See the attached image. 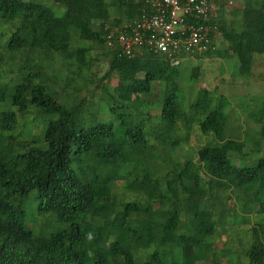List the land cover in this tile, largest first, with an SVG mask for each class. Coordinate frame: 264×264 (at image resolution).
I'll return each mask as SVG.
<instances>
[{
    "label": "trees",
    "instance_id": "1",
    "mask_svg": "<svg viewBox=\"0 0 264 264\" xmlns=\"http://www.w3.org/2000/svg\"><path fill=\"white\" fill-rule=\"evenodd\" d=\"M47 1L54 9L0 0V264H224L229 249L213 242L234 222L227 205L264 214V109L245 115L253 131L235 129L222 95L194 91L198 66L184 90L179 63L107 47L147 0ZM230 4L217 0L209 22L224 50L213 42L202 58L234 57L249 77L253 57H264V0H241L227 21ZM99 62L105 71L91 77ZM39 116L38 138L11 134L16 119ZM184 146L194 158L177 153ZM30 193L62 229H27L16 203ZM241 223L249 239L237 264H264V219Z\"/></svg>",
    "mask_w": 264,
    "mask_h": 264
},
{
    "label": "rangeland",
    "instance_id": "2",
    "mask_svg": "<svg viewBox=\"0 0 264 264\" xmlns=\"http://www.w3.org/2000/svg\"><path fill=\"white\" fill-rule=\"evenodd\" d=\"M46 5L50 6L52 9L54 7L47 0H42ZM241 0H231L229 8L224 14V18L227 21H230L232 17L229 12L233 8H237ZM227 8V7H225ZM215 49L219 52L224 50V44L220 38H215L214 40ZM253 69L251 76L245 77L237 74V64L234 57L229 58H217L212 55L209 58H194L192 60L185 59L179 63L178 69L184 70L180 72L181 86L182 89L188 90L186 87H189L190 82L188 81L189 68L193 66L199 67L198 78L194 83V91H199L207 88L212 91L216 90V94L222 95L224 98L221 101L223 106L224 114H227V121L235 129H250L254 130L252 124H246L244 122V117L247 113L253 108L260 106L264 109V98L261 95L263 89V77H264V57L255 55L253 57ZM106 69V64L99 62L94 64L90 69L89 75L91 77H99L103 74ZM57 70V68H55ZM56 75H61L57 73ZM13 74H8V78H13ZM58 78L60 76H57ZM62 77V76H61ZM60 77V78H61ZM57 83H60L58 80ZM116 84V79L112 78L108 85L110 87ZM91 87V86H90ZM154 89L151 91V99H154V95L157 91L161 90L160 87H157L154 84ZM92 87L90 88V90ZM190 91V90H189ZM141 100L138 98L136 100ZM8 110L7 105H0V113L2 111ZM29 115V117H32ZM24 117L16 119V123L13 125L11 134L18 136V138L23 137V132L31 133L32 137L38 138L43 129V123L41 116L36 117L32 122H29L31 118ZM104 118L107 115H103ZM228 124V126H229ZM8 125V124H7ZM197 142L190 140L189 146L194 147ZM202 143V142H200ZM264 150V149H263ZM181 151V152H180ZM180 151L177 152L179 155L189 154L191 158H194L193 151L186 152V147H181ZM186 152V153H185ZM233 163L237 164L236 161ZM252 164L250 162H247ZM33 193L28 194L25 198L20 199L16 204H19L20 208L23 211V220L28 230L33 235L38 233L48 235L51 232H54L58 229H62L64 225L54 222V213L53 212H40L37 210V200L32 198ZM153 199H156V196H153ZM244 209L241 207H234L232 202L229 203L226 207L227 214L235 213L233 224H226L222 229L217 230L216 236L213 242V247L218 251L224 248L229 249V252L226 256V259L223 261L224 264H237V259L242 260L238 257L241 255V252L244 250V242L248 241L249 234L246 229L248 226L241 223L242 219L245 218L246 222L249 224L259 222L264 219V214H248L243 212ZM150 251V250H149Z\"/></svg>",
    "mask_w": 264,
    "mask_h": 264
},
{
    "label": "built area",
    "instance_id": "3",
    "mask_svg": "<svg viewBox=\"0 0 264 264\" xmlns=\"http://www.w3.org/2000/svg\"><path fill=\"white\" fill-rule=\"evenodd\" d=\"M217 0H147V11L106 36V46H116L126 58L143 51L164 56L173 64L213 51L209 22L217 18ZM202 21L203 24H197Z\"/></svg>",
    "mask_w": 264,
    "mask_h": 264
}]
</instances>
